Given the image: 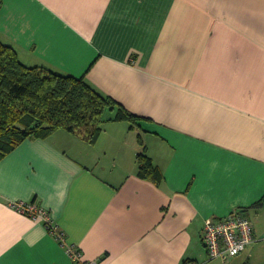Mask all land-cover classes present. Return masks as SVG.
Masks as SVG:
<instances>
[{"label": "crops", "instance_id": "obj_1", "mask_svg": "<svg viewBox=\"0 0 264 264\" xmlns=\"http://www.w3.org/2000/svg\"><path fill=\"white\" fill-rule=\"evenodd\" d=\"M0 41L136 118H106L93 143L57 130L0 158V264H74L16 201L47 209L97 264H211L205 220L233 211L252 223L251 248L264 216V0H0ZM140 153L156 182L138 176Z\"/></svg>", "mask_w": 264, "mask_h": 264}, {"label": "trees", "instance_id": "obj_2", "mask_svg": "<svg viewBox=\"0 0 264 264\" xmlns=\"http://www.w3.org/2000/svg\"><path fill=\"white\" fill-rule=\"evenodd\" d=\"M110 120L134 121L132 114L93 89L83 76L60 75L27 66L0 41V158L27 138H46L64 130L93 143ZM138 176L155 181L160 174L149 157L137 155ZM156 175V177H155Z\"/></svg>", "mask_w": 264, "mask_h": 264}, {"label": "built area", "instance_id": "obj_3", "mask_svg": "<svg viewBox=\"0 0 264 264\" xmlns=\"http://www.w3.org/2000/svg\"><path fill=\"white\" fill-rule=\"evenodd\" d=\"M10 206L34 220L43 222L55 240L65 246L74 264H97L95 260H86L79 247L66 243L64 231L47 209L34 202L22 201L11 202ZM202 236L209 260L227 258L241 253L253 241V226L248 217L233 211L220 218H207ZM183 264L204 263L188 260Z\"/></svg>", "mask_w": 264, "mask_h": 264}, {"label": "rangeland", "instance_id": "obj_4", "mask_svg": "<svg viewBox=\"0 0 264 264\" xmlns=\"http://www.w3.org/2000/svg\"><path fill=\"white\" fill-rule=\"evenodd\" d=\"M112 116H113V114L109 111H106L104 114V118H110ZM107 123L108 122L103 123L105 127H107V125L108 126L111 125V124H107ZM125 124L126 123H122L123 126ZM104 126H103V128H104ZM111 126H113V125H111ZM134 129H137V128H134ZM60 131L66 132L64 130H60ZM259 220H256V231L259 232V234L257 236V240L255 241V243L251 246V248L248 251L244 250L241 253H239L235 256H232V257L210 259L211 264H244V263L245 264H264V229H263V227H264V223H263L264 222V216L260 217Z\"/></svg>", "mask_w": 264, "mask_h": 264}]
</instances>
